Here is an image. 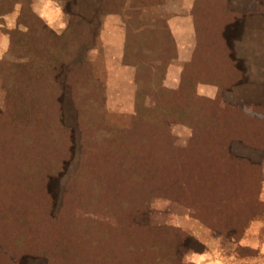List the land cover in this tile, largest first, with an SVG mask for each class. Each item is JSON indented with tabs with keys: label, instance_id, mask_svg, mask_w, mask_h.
<instances>
[{
	"label": "rangeland",
	"instance_id": "1",
	"mask_svg": "<svg viewBox=\"0 0 264 264\" xmlns=\"http://www.w3.org/2000/svg\"><path fill=\"white\" fill-rule=\"evenodd\" d=\"M12 1L7 0V8ZM195 1L206 53L184 71L192 60L194 32L192 54L181 61L180 70L173 36L175 56L163 64L150 62L163 65L164 87L178 94L170 104L184 108L189 103L182 111L183 121L178 114L179 120L170 121V144L153 148L146 174L126 177L122 172L119 183L113 173L118 148L114 139L117 130L130 128L133 112L108 116L92 50L104 21L118 18L126 29L133 14L134 32L155 31L150 38L154 47V35L161 33L165 39L163 32H170L167 19L174 12V0H126L123 6L122 0H116L120 13L106 14H98L100 0H20L0 17V264H132L137 247L147 250L163 243L174 247L180 264H264V0H193V5ZM182 2L184 9L186 0ZM32 13L51 36L66 32L71 15L96 18L95 44L84 56L92 67L101 111L95 104L90 109L84 106L85 111L80 101L76 106L70 85L78 98L88 93H78L86 82L68 73L69 61L62 65L66 54L59 50L67 46L69 36L63 41L46 37ZM190 18L194 27L193 14ZM79 25L75 19L70 30L73 39L80 37ZM210 37L214 42L209 45ZM42 44L49 45L52 55L47 59L50 78L40 73L46 58ZM220 49L231 56L221 53L216 67L204 62ZM229 59L238 61L233 67L235 72L244 70L240 76L247 85L235 87L231 96L218 97V88L204 81L229 67L225 64ZM170 66L177 67L168 75ZM182 72L198 82L194 91L200 100L188 97L192 89L181 84ZM5 85L24 107L34 100L27 111L33 115L31 131L16 122L22 116H13L14 106H7ZM53 99L55 106L42 114ZM79 114L90 118L89 128L79 126ZM92 114L102 117L103 128L95 127ZM216 124H221L217 146L213 144ZM23 130L31 140L19 138ZM210 139L213 148L221 145L224 161L217 151L209 155L200 149ZM83 140L93 153L85 163L79 144ZM139 143L154 146L142 139ZM166 180V189L153 190ZM96 181L99 188H93ZM182 181L189 183L190 192L182 188ZM179 190L191 204L168 197ZM241 200L247 206L238 209ZM211 217L215 224L208 223ZM110 249L115 251L111 257L116 254L111 261Z\"/></svg>",
	"mask_w": 264,
	"mask_h": 264
},
{
	"label": "trees",
	"instance_id": "2",
	"mask_svg": "<svg viewBox=\"0 0 264 264\" xmlns=\"http://www.w3.org/2000/svg\"><path fill=\"white\" fill-rule=\"evenodd\" d=\"M65 2H74V0H64ZM116 0H100V5L98 9V14H106V13H120V10L117 9L118 3H115ZM124 2L126 0H122L121 4L124 5ZM20 0H13L10 4V7L7 8V0H1L0 1V17L6 15L9 13L13 7L17 4H20ZM5 5V6H4ZM195 7H196V1L193 5L192 14L194 17V28H195V34H196V44L193 51L192 60L185 65L184 71L186 67H190L194 65V63L197 61V59L200 57V55L205 54L207 49L203 47L204 44H206L205 41L201 40V37L199 35L198 29H197V22L195 17ZM68 11V10H67ZM22 14V13H21ZM136 14V13H135ZM33 17L36 19V22L45 30L46 37L50 38L51 33L48 31V27L42 22V20L32 13ZM134 15V14H133ZM133 15H131V18L129 19V24L126 28L125 32V44H124V55L123 60L124 63L132 65L135 69V96H134V110L132 115V123L129 129L125 130H117L119 133V136L117 138H113L114 141L118 144V148H116V164H113V173L114 177L117 183L123 181L122 178V172L126 175V177H129L130 175H143L146 174L147 171H149L150 167L148 164H151V160L149 157L153 154V148H159L158 146L162 145H168L170 137H169V129L168 126L170 125V121L176 120L178 118L177 114L180 117V120L183 121L182 113L184 108H187L189 103L186 104V106L183 108L180 106V104H170L171 102H174V98L178 95H176L175 91L169 90L163 85V62L167 58H171L175 56V46H174V40L172 37V34L169 31H165V39L164 35H160L157 33L154 35V47L151 45L153 41L150 40L152 38L155 31L148 30L141 32L143 30H140L139 32H134V29L131 27V23L133 24L135 21H137V18H132ZM137 15V14H136ZM76 23L80 24L79 27H81L83 30L80 31V39H73L71 34V27L73 24ZM96 19V18H95ZM94 18H85V17H78L76 15H71L70 22L68 25V28L66 32H64L61 36H53L57 41H63L67 40L69 36V40L67 42V46L59 50V52H63L66 54L65 56H62L65 61H62V65L65 64L67 61L68 65L66 66L68 68V73L71 72L76 76H79L81 80L86 82V87L81 86L78 93L86 92L88 93V96H85L83 99V93L81 97L75 96V93L73 91V86L70 85V91L73 95L74 101L76 106L79 107L78 102L82 104V108L84 110V106L86 108L90 109L92 104H95L97 106V109L101 111L102 109V101H100V97L96 94V80L94 79V74L92 71L91 64L86 60L84 53L92 48L95 44V28H96V20ZM135 25V23H134ZM132 28V29H131ZM159 32V31H156ZM68 34V35H67ZM11 35V34H10ZM41 37H43L41 35ZM214 42V39L210 37L208 39L207 44H211ZM13 35L10 42V45L13 47ZM202 47V48H201ZM41 51L46 52V58L44 59L43 68L40 70L41 76H44L45 78H50L51 75L48 70V61L51 58L49 45H41L40 48ZM232 52V51H231ZM224 53L226 55L231 56V53H227L225 50H219L218 52L213 51L212 57L205 58L204 62L209 64L211 67L219 66L220 64V54ZM233 53V52H232ZM69 59V60H68ZM67 60V61H66ZM235 62H231V60H227L228 62H225L226 67L230 64L229 67L221 70V73H216L213 76V79L209 78L210 80L204 81L207 83H212L218 88V97L223 96L224 94H228L229 96L232 95L234 92L235 87L241 86L244 87L247 84L244 83V79L240 76L244 70H237L235 72V69L233 67V63H237V60L232 59ZM151 61H160L162 64H152ZM194 62V63H193ZM71 64L73 66H71ZM56 71L58 69V63H56ZM60 68V67H59ZM48 70V75H46ZM183 71V72H184ZM22 72L27 73L25 69L22 70ZM182 72V78H181V84H185L189 87H191L192 92L188 95L189 98L194 100H200L198 99L194 87L198 82H195V84L190 80L183 77ZM262 72V71H260ZM234 74V75H233ZM248 75V74H247ZM264 75V72H263ZM226 78H233L234 80L230 81ZM198 81V80H196ZM30 84V82H29ZM7 96H6V102L7 106H14V114L13 116H17L19 114L22 117H19L16 122L24 124L26 128L31 131V125H32V114L27 113L29 109L33 108V104L35 103L34 100H30L32 105H28L24 107L25 105L22 104V101L19 97L16 96H10L11 92L9 91V88L5 85ZM181 89V87H180ZM58 91H60L58 89ZM62 91V90H61ZM60 91V92H61ZM180 92V91H179ZM63 93V92H62ZM55 99H53L52 105H46L44 108H42V114H45L47 112V109H52L55 106ZM84 102V103H83ZM58 105L60 104L59 99L57 100ZM198 105L200 103H197ZM23 107V108H22ZM60 108V105H59ZM21 109H23L22 112H19ZM25 111V112H24ZM36 113H38V109L34 110ZM85 111V110H84ZM94 118L96 119L94 121L95 127L103 128L104 126V120L102 117L100 120L98 119L96 114H92ZM36 116V115H35ZM79 126L83 128H89L90 118L85 117L84 115H78L77 117ZM32 122V123H31ZM35 123V120H34ZM216 129L213 132L214 137V145L218 143L219 137L221 135V124H216ZM224 129H222L223 131ZM28 131L23 130L20 131L19 138L23 140H31L27 134ZM28 135V136H26ZM31 137V136H30ZM140 139L144 140L147 144L148 141L153 144L154 146H144L143 144H140ZM81 144V158L83 162L85 163V159H93V153H92V147L89 146L87 148V142L83 140L82 142H79ZM219 144V143H218ZM149 145V144H148ZM214 145H211V139L210 141H206L205 144H203V147H201V150H205L209 155H212L214 151H217L220 155L221 159L224 158V156L221 153V150L219 149L221 147L218 146L216 148H213ZM217 146V145H216ZM87 148V149H86ZM145 157H147V160H145ZM226 158V157H225ZM222 159V161L225 160ZM149 159V160H148ZM143 165V166H142ZM139 166L141 169H139ZM186 166V165H185ZM82 173H89L82 171ZM153 177L146 176L145 179H150ZM219 178H222V176H219ZM226 180V179H225ZM154 181V180H153ZM153 181L150 182L149 187L152 186ZM223 181V180H221ZM183 182V181H182ZM129 183L127 182V185ZM154 184L153 186H155ZM168 185V181L163 182L159 187L153 188L163 190L166 189V186ZM182 188L186 192H190V185L188 182L184 181L181 183ZM168 187V186H167ZM93 188H99V182L96 181L93 184ZM100 188L105 189V186H100ZM181 193L176 192L168 197L175 198L178 201L186 202V204H191L188 202L183 194L182 190H179ZM240 194V193H239ZM126 203V202H125ZM125 203H123L125 205ZM193 204V203H192ZM197 205L196 203H194ZM253 204V203H250ZM192 210V206L188 205ZM238 209H242L245 206H247L246 203H244L242 200L237 202L236 204ZM256 208L258 210L259 207V201L256 200ZM251 208V207H250ZM262 212V211H261ZM250 217L254 215L253 212L249 213ZM248 215V216H249ZM208 221L209 224H215L214 217H211ZM250 221V220H249ZM248 223V222H247ZM137 251L133 252L134 256H136V259L133 260L132 264H180L178 259L176 258V254L173 251L174 247H168L167 245L163 244H154V247H151L150 249L147 247V250H145L142 247H137ZM172 248V249H171ZM176 251V250H175ZM111 252H115L114 250L110 249L108 251L109 254V261L113 260V258L116 256V254H113V257H111ZM116 258V257H115ZM108 263V262H107ZM109 264V263H108Z\"/></svg>",
	"mask_w": 264,
	"mask_h": 264
},
{
	"label": "crops",
	"instance_id": "3",
	"mask_svg": "<svg viewBox=\"0 0 264 264\" xmlns=\"http://www.w3.org/2000/svg\"><path fill=\"white\" fill-rule=\"evenodd\" d=\"M182 1L184 0H174V12L167 19L176 43L179 70L182 68L181 61L185 62L190 58L195 42V31L190 18L193 0H186L184 9ZM125 32L124 24L118 18H110L106 24L104 21L102 30L97 35L96 46L92 50L94 72L103 83L108 116L111 114L126 116L134 110L135 69L123 60ZM176 67L170 66L168 75L175 72L172 69ZM174 81H177L176 77ZM113 109L117 112H112Z\"/></svg>",
	"mask_w": 264,
	"mask_h": 264
}]
</instances>
